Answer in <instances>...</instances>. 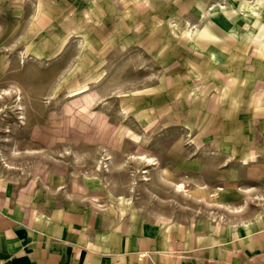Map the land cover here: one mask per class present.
Returning a JSON list of instances; mask_svg holds the SVG:
<instances>
[{
  "label": "rangeland",
  "instance_id": "374dc122",
  "mask_svg": "<svg viewBox=\"0 0 264 264\" xmlns=\"http://www.w3.org/2000/svg\"><path fill=\"white\" fill-rule=\"evenodd\" d=\"M52 170L215 221L264 203V0H0V180Z\"/></svg>",
  "mask_w": 264,
  "mask_h": 264
},
{
  "label": "crops",
  "instance_id": "0c3cea01",
  "mask_svg": "<svg viewBox=\"0 0 264 264\" xmlns=\"http://www.w3.org/2000/svg\"><path fill=\"white\" fill-rule=\"evenodd\" d=\"M86 186L55 170L37 187L0 180V264H264L263 195L249 210L223 195L237 216L215 221Z\"/></svg>",
  "mask_w": 264,
  "mask_h": 264
},
{
  "label": "built area",
  "instance_id": "2783aa9c",
  "mask_svg": "<svg viewBox=\"0 0 264 264\" xmlns=\"http://www.w3.org/2000/svg\"><path fill=\"white\" fill-rule=\"evenodd\" d=\"M146 257V254H142L139 258L143 259Z\"/></svg>",
  "mask_w": 264,
  "mask_h": 264
}]
</instances>
